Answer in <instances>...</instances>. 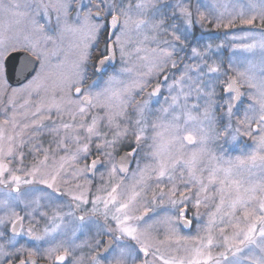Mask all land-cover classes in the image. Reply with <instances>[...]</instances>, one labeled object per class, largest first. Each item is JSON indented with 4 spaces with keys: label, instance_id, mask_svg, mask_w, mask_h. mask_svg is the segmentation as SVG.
I'll use <instances>...</instances> for the list:
<instances>
[{
    "label": "snow or ice",
    "instance_id": "1",
    "mask_svg": "<svg viewBox=\"0 0 264 264\" xmlns=\"http://www.w3.org/2000/svg\"><path fill=\"white\" fill-rule=\"evenodd\" d=\"M0 264H264V0H0Z\"/></svg>",
    "mask_w": 264,
    "mask_h": 264
},
{
    "label": "rangeland",
    "instance_id": "2",
    "mask_svg": "<svg viewBox=\"0 0 264 264\" xmlns=\"http://www.w3.org/2000/svg\"><path fill=\"white\" fill-rule=\"evenodd\" d=\"M224 31L225 30H211L210 32H206L204 33L205 38H211L215 43H220L221 41L225 42V47L221 50V54L226 58L228 55L231 54V50L228 48L227 46V41L226 38L224 36ZM232 33L230 32L229 35H231ZM196 35L198 37H200L201 35V31L199 28L196 29ZM200 43H204V40L201 39ZM194 234V232H193Z\"/></svg>",
    "mask_w": 264,
    "mask_h": 264
},
{
    "label": "water",
    "instance_id": "3",
    "mask_svg": "<svg viewBox=\"0 0 264 264\" xmlns=\"http://www.w3.org/2000/svg\"><path fill=\"white\" fill-rule=\"evenodd\" d=\"M23 54H18L8 62V74L10 77V83L16 86V81L19 78L20 68L22 66Z\"/></svg>",
    "mask_w": 264,
    "mask_h": 264
},
{
    "label": "flooded vegetation",
    "instance_id": "4",
    "mask_svg": "<svg viewBox=\"0 0 264 264\" xmlns=\"http://www.w3.org/2000/svg\"><path fill=\"white\" fill-rule=\"evenodd\" d=\"M198 37V36H197ZM195 223V222H194Z\"/></svg>",
    "mask_w": 264,
    "mask_h": 264
}]
</instances>
